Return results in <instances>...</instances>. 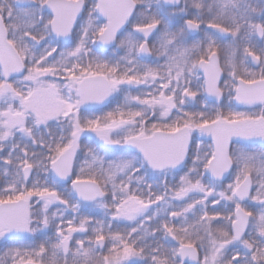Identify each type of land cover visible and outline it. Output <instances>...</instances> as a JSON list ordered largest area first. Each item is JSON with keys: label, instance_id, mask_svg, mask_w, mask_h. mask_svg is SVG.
I'll list each match as a JSON object with an SVG mask.
<instances>
[{"label": "snow or ice", "instance_id": "obj_1", "mask_svg": "<svg viewBox=\"0 0 264 264\" xmlns=\"http://www.w3.org/2000/svg\"><path fill=\"white\" fill-rule=\"evenodd\" d=\"M0 264H264V0H0Z\"/></svg>", "mask_w": 264, "mask_h": 264}, {"label": "flooded vegetation", "instance_id": "obj_2", "mask_svg": "<svg viewBox=\"0 0 264 264\" xmlns=\"http://www.w3.org/2000/svg\"><path fill=\"white\" fill-rule=\"evenodd\" d=\"M121 102H122V98H121ZM112 106H115V105H112ZM256 147H257V149H258V148H259V145L257 144Z\"/></svg>", "mask_w": 264, "mask_h": 264}, {"label": "rangeland", "instance_id": "obj_3", "mask_svg": "<svg viewBox=\"0 0 264 264\" xmlns=\"http://www.w3.org/2000/svg\"><path fill=\"white\" fill-rule=\"evenodd\" d=\"M114 107V106H113Z\"/></svg>", "mask_w": 264, "mask_h": 264}]
</instances>
